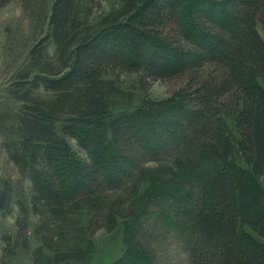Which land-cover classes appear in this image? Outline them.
<instances>
[{
	"label": "trees",
	"instance_id": "trees-1",
	"mask_svg": "<svg viewBox=\"0 0 264 264\" xmlns=\"http://www.w3.org/2000/svg\"><path fill=\"white\" fill-rule=\"evenodd\" d=\"M100 8L101 0H52L47 33L14 89L24 102L0 115L8 159L44 219L34 264H76L91 236L120 225L126 248L110 264H158L139 236L146 221L174 225L185 264H264V0ZM122 73L133 74L139 94H125L138 104L116 109ZM157 80L178 85L154 99ZM39 89L52 98L33 96ZM12 194L1 180L0 213L11 211ZM70 233L78 242L56 245Z\"/></svg>",
	"mask_w": 264,
	"mask_h": 264
},
{
	"label": "rangeland",
	"instance_id": "rangeland-1",
	"mask_svg": "<svg viewBox=\"0 0 264 264\" xmlns=\"http://www.w3.org/2000/svg\"><path fill=\"white\" fill-rule=\"evenodd\" d=\"M51 2L52 0H12L0 8V115L6 114L8 116L9 112H18L24 102L21 94H16L14 89L19 78V72L31 62L29 57L31 47L47 33V15H49ZM101 2L102 10L101 8L100 10L97 9L95 14L106 11L111 6V0H101ZM258 30L264 36L259 25ZM45 45L48 57L54 59L56 51L53 42L48 40ZM133 80V74L122 73L119 75L116 81L118 91L121 94L123 91L125 96L118 95L117 101L120 105L116 109L128 108L138 104L134 96L128 102L127 94H125V92L135 94V96L139 94V91L133 86ZM177 85L178 81L176 80H157L152 83L149 96L154 99L164 98ZM33 96L45 99L52 98L51 93L42 89L34 92ZM12 122L5 118V127ZM6 138H11L7 131L0 132V181L11 182L13 198L11 211L5 214L0 213V264H34L31 251L42 242L37 226H41L44 219L42 216L34 214L29 208V181L19 174L16 165L8 159L7 150L4 146ZM69 140L77 148L74 139L70 138ZM19 185L24 188L28 204L27 212H22L18 204L20 189L17 186ZM146 222L139 236L143 239V244L148 245L153 259L158 264H185L186 254L182 249V241L174 225L165 223L162 226L158 222L157 225L159 226L152 228L153 226L149 225L150 221ZM176 222H178V218ZM65 229L68 230L66 227ZM154 229H156L155 233L153 232ZM72 232L75 231L72 230ZM124 232V225H120L111 232L98 231L90 237L91 244L88 245V250L83 254L81 253V260L77 261L76 264H110L116 258L121 257L126 248ZM4 233L12 235L11 245H7L3 241L2 235ZM72 237L74 240L71 239ZM70 239L73 244L74 241L78 242L79 240L74 233H70L63 237V241L66 243H63L59 237L56 239L58 240L56 245L69 244ZM80 244V246L83 245L82 242Z\"/></svg>",
	"mask_w": 264,
	"mask_h": 264
}]
</instances>
